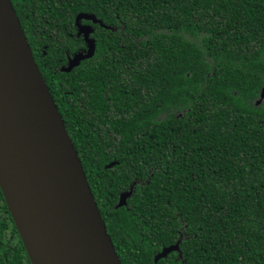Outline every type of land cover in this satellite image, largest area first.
<instances>
[{
  "label": "trees",
  "instance_id": "16d2710c",
  "mask_svg": "<svg viewBox=\"0 0 264 264\" xmlns=\"http://www.w3.org/2000/svg\"><path fill=\"white\" fill-rule=\"evenodd\" d=\"M10 2L121 264H264V0Z\"/></svg>",
  "mask_w": 264,
  "mask_h": 264
},
{
  "label": "water",
  "instance_id": "95a60500",
  "mask_svg": "<svg viewBox=\"0 0 264 264\" xmlns=\"http://www.w3.org/2000/svg\"><path fill=\"white\" fill-rule=\"evenodd\" d=\"M74 25L85 49L61 73L94 56L93 25L111 30L86 13ZM262 101L264 87L256 105ZM0 189L31 264H121L10 0H0ZM131 195L122 193L116 207ZM178 251L179 241L153 262Z\"/></svg>",
  "mask_w": 264,
  "mask_h": 264
},
{
  "label": "flooded vegetation",
  "instance_id": "af4514ba",
  "mask_svg": "<svg viewBox=\"0 0 264 264\" xmlns=\"http://www.w3.org/2000/svg\"><path fill=\"white\" fill-rule=\"evenodd\" d=\"M82 23L83 24H89V22H85V21H83ZM79 38H81V40H82V37H79ZM84 49H85V47H84ZM84 49H81L80 51H82ZM72 55L66 56L65 65L67 64L68 57H71ZM36 64H37V62H36ZM65 65H63V66H65ZM133 186H134V183L130 184L127 187V190L122 191L118 194V198H117V201H116V204L114 207H116L120 195L124 192L132 190ZM124 207H125V205H124ZM179 250H180V248H179ZM173 253L175 254L174 259H180L181 260L182 257L179 254L180 251L173 252ZM0 264H31L29 257H28V254L26 252V249H25V247L22 243V240L20 238L18 228H17L16 224L14 223L13 218H12V216L8 210V207L6 205V202H5L4 196L1 192V189H0Z\"/></svg>",
  "mask_w": 264,
  "mask_h": 264
},
{
  "label": "clouds",
  "instance_id": "9594fccd",
  "mask_svg": "<svg viewBox=\"0 0 264 264\" xmlns=\"http://www.w3.org/2000/svg\"><path fill=\"white\" fill-rule=\"evenodd\" d=\"M91 24V23H90ZM93 34V33H92Z\"/></svg>",
  "mask_w": 264,
  "mask_h": 264
}]
</instances>
